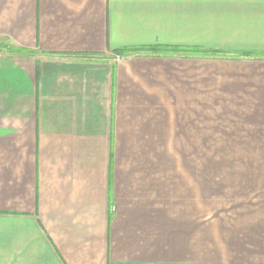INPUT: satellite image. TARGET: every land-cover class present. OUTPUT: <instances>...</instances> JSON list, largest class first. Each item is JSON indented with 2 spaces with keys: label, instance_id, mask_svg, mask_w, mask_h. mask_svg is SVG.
Segmentation results:
<instances>
[{
  "label": "crops",
  "instance_id": "0c3cea01",
  "mask_svg": "<svg viewBox=\"0 0 264 264\" xmlns=\"http://www.w3.org/2000/svg\"><path fill=\"white\" fill-rule=\"evenodd\" d=\"M232 9L215 35L208 0H0V264H264V0ZM209 61L239 197L213 249L177 166L204 157Z\"/></svg>",
  "mask_w": 264,
  "mask_h": 264
},
{
  "label": "rangeland",
  "instance_id": "374dc122",
  "mask_svg": "<svg viewBox=\"0 0 264 264\" xmlns=\"http://www.w3.org/2000/svg\"><path fill=\"white\" fill-rule=\"evenodd\" d=\"M201 1L194 0V5L200 6ZM208 1L210 5L209 15L218 6L225 12L212 15L214 17H220V22L210 21V25L212 24L214 27V34L226 33L231 35L233 29L232 18L234 16L232 5L238 4L239 0ZM194 16L199 15L194 14ZM225 18L227 19L226 22ZM218 25L225 29H221ZM196 27H199V25L194 22V28ZM196 68V64H194V70ZM231 68V62H208V109L195 111L198 114V121L201 123L196 145L204 157L177 159V166L182 165L181 169L186 168L187 177L189 170L192 173V179L190 176V180L188 181L192 184L193 245L208 246L212 249L216 245L221 244L220 241L227 240V238L219 237L222 235L220 234L221 232H232L234 204L239 199L234 192L233 186L234 159L220 156L222 154L220 152L222 146L231 150V140L227 144L224 139L232 135L233 110L223 109V103L225 102L222 100L227 85L231 84ZM223 69L227 71L224 72ZM194 92L198 93L197 88L194 89ZM227 96L230 95L225 93V97ZM179 177L180 174H178V179Z\"/></svg>",
  "mask_w": 264,
  "mask_h": 264
},
{
  "label": "trees",
  "instance_id": "16d2710c",
  "mask_svg": "<svg viewBox=\"0 0 264 264\" xmlns=\"http://www.w3.org/2000/svg\"><path fill=\"white\" fill-rule=\"evenodd\" d=\"M16 52L21 53L22 51L16 50ZM25 53H27L28 56L31 55V52H25ZM192 53L202 56L203 58H208V59H213V60L230 59L232 57L231 53H226L222 51H214V50H205V49H200L196 47L192 49Z\"/></svg>",
  "mask_w": 264,
  "mask_h": 264
}]
</instances>
